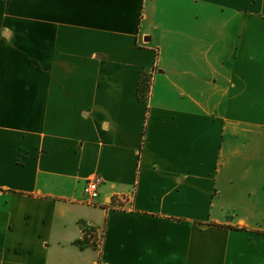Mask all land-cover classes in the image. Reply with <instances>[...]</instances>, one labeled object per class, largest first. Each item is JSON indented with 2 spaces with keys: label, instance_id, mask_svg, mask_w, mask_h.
Wrapping results in <instances>:
<instances>
[{
  "label": "crops",
  "instance_id": "crops-1",
  "mask_svg": "<svg viewBox=\"0 0 264 264\" xmlns=\"http://www.w3.org/2000/svg\"><path fill=\"white\" fill-rule=\"evenodd\" d=\"M0 264H264V0H0Z\"/></svg>",
  "mask_w": 264,
  "mask_h": 264
},
{
  "label": "built area",
  "instance_id": "built-area-1",
  "mask_svg": "<svg viewBox=\"0 0 264 264\" xmlns=\"http://www.w3.org/2000/svg\"><path fill=\"white\" fill-rule=\"evenodd\" d=\"M147 87L146 93L144 92L145 98H147L150 88L151 79L146 80ZM102 180L98 176L89 178L82 191L83 200L88 205H94L99 197V188ZM128 202V198L125 196H115L114 202L111 204V208L114 210H122L123 205ZM124 203V204H123ZM103 229L93 227L90 225L83 226L82 228V243L84 246L93 248L95 250H101L103 244Z\"/></svg>",
  "mask_w": 264,
  "mask_h": 264
},
{
  "label": "trees",
  "instance_id": "trees-1",
  "mask_svg": "<svg viewBox=\"0 0 264 264\" xmlns=\"http://www.w3.org/2000/svg\"><path fill=\"white\" fill-rule=\"evenodd\" d=\"M146 80H143L140 84L139 91H140V98L145 99V96L143 93H146ZM142 93V94H141Z\"/></svg>",
  "mask_w": 264,
  "mask_h": 264
},
{
  "label": "rangeland",
  "instance_id": "rangeland-1",
  "mask_svg": "<svg viewBox=\"0 0 264 264\" xmlns=\"http://www.w3.org/2000/svg\"><path fill=\"white\" fill-rule=\"evenodd\" d=\"M146 85H147V83H146ZM143 95H144V93H143Z\"/></svg>",
  "mask_w": 264,
  "mask_h": 264
}]
</instances>
